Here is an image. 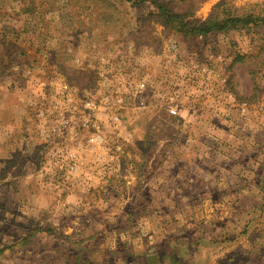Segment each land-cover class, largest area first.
I'll use <instances>...</instances> for the list:
<instances>
[{
    "label": "rangeland",
    "instance_id": "1",
    "mask_svg": "<svg viewBox=\"0 0 264 264\" xmlns=\"http://www.w3.org/2000/svg\"><path fill=\"white\" fill-rule=\"evenodd\" d=\"M135 1L0 0V264L80 262L135 203L160 211L159 197L131 195L132 176L162 189L169 168L189 183L165 206L191 209L172 220L180 238L232 217V184L250 190L236 218L264 239V0H154L185 25L219 5L220 19H253L207 36L177 33ZM229 222L224 238L247 233ZM247 255L235 264H264Z\"/></svg>",
    "mask_w": 264,
    "mask_h": 264
},
{
    "label": "crops",
    "instance_id": "2",
    "mask_svg": "<svg viewBox=\"0 0 264 264\" xmlns=\"http://www.w3.org/2000/svg\"><path fill=\"white\" fill-rule=\"evenodd\" d=\"M171 172L169 168L163 175L160 182L163 184L162 189L157 187L153 189L151 187L141 188L137 185V177L133 175V187L130 189L131 195H144L147 198L148 196L159 197L157 200L159 205L157 206L160 211L157 212L154 204L150 201L146 203V201L143 200L142 202L144 204L135 203L136 205H133L135 209L126 213L125 226L115 232L117 236H114L112 239L105 238V241H109L110 243L107 242L105 245H99L96 249L91 251H83L80 262L76 259L78 260L76 264H235L237 261H240L242 254H248V257H255V260L264 262V239L255 238V240H253V238H250V233L247 231L252 226L260 227V225H255V222H243L236 218L240 216V214L237 213H242L243 210H249V208L243 207L248 204L244 200V197H246V194H250V190L240 191L235 194L231 191L233 188L232 184L227 185V189L222 188V191L226 190V194L232 197L229 198V200H232L234 205V207L230 209L233 213L232 217L224 220V222L228 223V221H230L229 223L238 227L240 226L244 231H247L246 234L241 235V233H239L238 235H240V238L238 240H235L234 237L228 240L227 237L224 238L220 235L225 223L221 224L218 222L215 226L205 227V230H202L203 234L188 242L184 240V238L179 237V233L182 231V229H178L180 223H176V221L173 222L172 220H179V222H181L182 220L176 218H189L191 209L186 207L187 212L185 213L181 210H178L179 212L169 213L165 206L171 204V200L169 199L173 198V196L176 195L177 197L179 195L178 193L182 194V187L188 186L189 183L185 181L187 179L173 175ZM146 188L150 191L148 190V192ZM255 192H260V189L256 188L253 194H255ZM205 197L209 198L210 194H205ZM212 204L218 205L217 202H212ZM219 204L223 205L222 201H220ZM140 205H142V207ZM138 209H140V212H137ZM151 209L153 212H150ZM256 211L258 212V210ZM259 212L264 213V211L261 210ZM135 218L136 223L133 224ZM142 220L146 221L143 223V227L141 224L139 225V222ZM109 230L110 228H108V231ZM136 232L138 233V238H133L132 236L128 239L126 238ZM145 233L147 234L145 235ZM154 233L155 235L152 236L151 234ZM139 234H142V236ZM126 239L127 241H124ZM122 240L126 244V249L118 248V245H122ZM98 241V238H96L87 241V243L90 244L93 242L94 245H96Z\"/></svg>",
    "mask_w": 264,
    "mask_h": 264
},
{
    "label": "trees",
    "instance_id": "3",
    "mask_svg": "<svg viewBox=\"0 0 264 264\" xmlns=\"http://www.w3.org/2000/svg\"><path fill=\"white\" fill-rule=\"evenodd\" d=\"M146 2H151L158 9V16L161 24L167 28H171L177 33H183L186 36L196 35V36H207L211 33H222L228 32L230 30L237 29L240 25H249L253 22L252 18L239 19V18H228L220 19L219 10L222 6H217L215 10V15L207 23L202 26L190 25L187 23L185 25L184 18L180 15H176L172 10H169L164 5H159L154 0H136L135 4L143 5ZM8 69L3 67L2 70ZM1 70V69H0ZM145 162V161H144ZM144 174L136 175L137 185L140 186L142 182V177ZM144 178V177H143ZM2 251H0V256Z\"/></svg>",
    "mask_w": 264,
    "mask_h": 264
},
{
    "label": "built area",
    "instance_id": "4",
    "mask_svg": "<svg viewBox=\"0 0 264 264\" xmlns=\"http://www.w3.org/2000/svg\"><path fill=\"white\" fill-rule=\"evenodd\" d=\"M138 89L144 92L145 90H147V83L145 82L140 83L138 86ZM179 95H180V90L176 89L172 94L168 96V99H167L168 104H169L168 113L171 117L173 116L175 117L178 115V107H179L178 96ZM100 141H101V138L98 136H93L91 140L92 143H97Z\"/></svg>",
    "mask_w": 264,
    "mask_h": 264
}]
</instances>
